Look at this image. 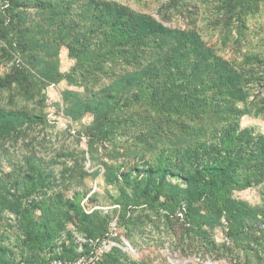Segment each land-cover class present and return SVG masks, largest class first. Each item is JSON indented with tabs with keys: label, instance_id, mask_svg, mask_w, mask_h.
<instances>
[{
	"label": "rangeland",
	"instance_id": "rangeland-1",
	"mask_svg": "<svg viewBox=\"0 0 264 264\" xmlns=\"http://www.w3.org/2000/svg\"><path fill=\"white\" fill-rule=\"evenodd\" d=\"M102 2L198 40H175L170 63L143 43L107 46ZM77 40L85 58L68 47ZM94 99L105 123L83 108ZM220 141L250 182L231 193L246 211L237 221L203 199L186 205L196 191L176 178L162 186L179 200L156 198L158 178L132 170L187 174ZM94 247L95 264H264V0H0V264L75 261Z\"/></svg>",
	"mask_w": 264,
	"mask_h": 264
},
{
	"label": "trees",
	"instance_id": "trees-1",
	"mask_svg": "<svg viewBox=\"0 0 264 264\" xmlns=\"http://www.w3.org/2000/svg\"><path fill=\"white\" fill-rule=\"evenodd\" d=\"M106 5V7L110 10L107 14L106 18L110 21L108 31L105 32L104 39L106 40V45H117V46H124L130 45L133 46L137 43H143L146 45V48H151L154 53H157V48L161 49L162 52L159 55L166 60L167 63L172 62L173 58L176 56L171 55L170 48L172 47V43L177 40L179 37H182L180 46L182 47L184 43L187 42L189 39L198 40V36L195 32L191 31L189 28H171L169 26H164L163 24L151 19L150 16L134 12L130 8L125 7L121 4H116L115 2L112 3V7L108 6V2H102ZM183 8H181L182 10ZM187 13L188 18H192L194 14V10H185ZM169 13H172L170 10ZM84 14V13H83ZM76 45H79L77 52L80 55L84 56L88 51V46L84 40H77L75 42H71L69 44V48L71 52H76ZM181 51V48H179ZM181 52L177 54L180 55ZM111 54V53H110ZM168 60V61H167ZM80 66L83 64L84 60L79 58ZM215 65V73L214 75L219 79H224L225 74L222 75L221 68L219 64ZM46 79H54L51 71L47 72L45 75ZM129 74H124L121 79L124 80L128 84L129 82ZM133 78H137L133 75ZM117 80V81H119ZM144 82V80H142ZM109 99V96L105 97ZM100 100L94 99L90 102L89 105H83L84 110H88L93 112L95 119H99L98 122L105 123L107 119L110 117V111L107 112V108L103 105H97ZM165 101V100H164ZM81 106V104H80ZM156 107V106H153ZM14 110H8V115L12 116ZM11 119V118H9ZM8 121V120H7ZM97 122V123H98ZM223 142H217L212 144L210 147V152L215 154V159L213 161H206L205 164L198 166L194 169L193 172L187 174H181L178 172H173L172 168L168 164H159L157 166H146V167H133L132 170L137 171L138 173H143L149 177L155 176L158 178V184L155 186L154 195L156 198H159L160 195L164 196V201L167 203H175L179 199L178 197V189L175 186L170 185L169 187L165 188L162 186L167 178H176L181 180L184 184H186L189 191L195 190L196 194L190 195L186 194V198L184 199L186 205L189 207L192 206L193 202L203 199L205 203L209 204H216L218 208L224 212L229 218L237 221L240 218L245 216L246 212L244 207H236L235 201L231 197V193L235 189H242L245 185H249L248 175H242L238 173V169L240 168V163L238 157H235L231 154V150L224 148ZM122 174V173H121ZM194 196V197H193ZM190 197L192 199H190ZM249 213H253L254 217L256 212L248 209ZM211 220L214 217V214H210ZM185 219L191 228H196L198 226L199 217L196 213H193L192 210L188 208V212L185 213ZM231 227V236L232 234H236L234 229ZM207 247H209L208 251L210 254L214 250L215 247H212L214 243L211 240H207ZM129 264H136V263H129Z\"/></svg>",
	"mask_w": 264,
	"mask_h": 264
},
{
	"label": "built area",
	"instance_id": "built-area-1",
	"mask_svg": "<svg viewBox=\"0 0 264 264\" xmlns=\"http://www.w3.org/2000/svg\"><path fill=\"white\" fill-rule=\"evenodd\" d=\"M102 252L103 251L100 250V247H94L90 254L84 253L80 255L75 261L53 258L48 260L46 264H95L99 259H101Z\"/></svg>",
	"mask_w": 264,
	"mask_h": 264
}]
</instances>
